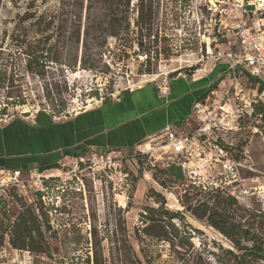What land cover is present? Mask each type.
Listing matches in <instances>:
<instances>
[{"label": "rangeland", "instance_id": "1", "mask_svg": "<svg viewBox=\"0 0 264 264\" xmlns=\"http://www.w3.org/2000/svg\"><path fill=\"white\" fill-rule=\"evenodd\" d=\"M26 1L3 0L0 10V116L9 114L11 119L47 112L65 118L145 83H154L158 90L163 81L168 84L172 79L215 75L211 81L216 83L213 93L209 92L203 101L210 109L219 104H226L228 110L242 109L240 127L225 131L219 140L231 147L229 155L239 158L242 164V190L229 209L264 210V116L246 112L247 101L258 105L264 95L260 97L258 83L248 75L241 74L237 88L228 75L229 54L239 52L230 27L238 14L239 0H153L156 15L150 31L157 33V40L144 30L142 47H138L136 34L132 33L124 49L123 41L109 38L108 46L95 56L99 59L95 67L77 65L69 70L51 63L38 66L41 74L24 68L25 57L14 52L11 40L16 12ZM29 24L24 22L21 27ZM29 35L31 39L34 34ZM220 77L224 83L217 85ZM215 112L220 118V109ZM198 124L192 113L181 131L191 132ZM153 141L158 146L149 164L163 166L170 162L174 155L166 152L162 140ZM134 149H116L120 152V168L127 173L128 186L124 189H113V182L106 183L98 175L92 177L90 170L81 171L73 158H67L50 168L61 170L52 193L59 196L56 209L48 211L31 196L23 199L13 190L0 195V264H92L94 251L105 264H237L230 253L234 251L230 241L181 205L187 200L194 206L205 199L204 193L194 199L183 197L184 190L194 191L184 182L168 180L162 169L149 172L147 165L141 168ZM192 160L195 163L197 157ZM217 171L214 165L212 173ZM154 191L164 195L168 209L182 212V218L172 222L181 232L190 231V241L179 233L173 246L142 235L139 230L136 234L145 221L143 212L157 206ZM22 212L37 216L42 235L29 240L19 230L12 232ZM46 223L51 227L49 231L44 229Z\"/></svg>", "mask_w": 264, "mask_h": 264}, {"label": "trees", "instance_id": "2", "mask_svg": "<svg viewBox=\"0 0 264 264\" xmlns=\"http://www.w3.org/2000/svg\"><path fill=\"white\" fill-rule=\"evenodd\" d=\"M132 1L27 0L25 5L16 12L17 23L11 33L14 52L24 55V68L28 72L41 74V68L39 69L38 66L43 68V65L48 66L51 63H59L69 70H74L77 65L87 68L95 67L99 61L95 56L100 55L102 49L108 46L109 38L123 41L121 46L124 49L128 47L132 33L136 34L135 40L138 47H142L144 30H148V37L152 35L153 40H157V33L153 34L150 31L156 15L153 0H136L135 3ZM2 5L3 0H0V10ZM24 22H30L29 26L22 28L21 25ZM146 24L148 27H144ZM29 33L34 34L31 39ZM248 77L258 83V91H264V82ZM215 84H211L197 97V100L204 99L213 90ZM252 114L264 116V101L258 105H252ZM240 122L241 120L239 126ZM220 145L231 153L229 145L224 143ZM137 160L141 168H144L142 167L144 158L138 157ZM146 165L149 172L162 169L168 180L184 182L187 187H190L194 192L188 193L184 190L185 198L188 196L194 199L204 193L205 199L194 206L188 204L187 200H183L181 205L185 204V210L192 217L206 222L230 241L234 249L230 253L235 263L264 264L263 209H229L236 203L234 196L219 188L204 189L193 184L176 161H170L163 166L150 165L147 161ZM56 166H42L39 169ZM153 194L157 206H149L143 212L145 221L139 229H136V234L139 235L140 232L142 235L163 240L173 246H176L174 239L179 233L190 241L189 239L192 238L190 231L183 229L181 232L172 222L174 218H182V212L168 209L162 193L154 191ZM15 220L12 232L19 230L29 240L42 235L37 216L32 213L22 212ZM50 228L48 223L44 225L45 230L49 231ZM12 244L16 247L14 241ZM92 264H105L102 256L96 251H94ZM137 264H141L140 261H137Z\"/></svg>", "mask_w": 264, "mask_h": 264}, {"label": "built area", "instance_id": "3", "mask_svg": "<svg viewBox=\"0 0 264 264\" xmlns=\"http://www.w3.org/2000/svg\"><path fill=\"white\" fill-rule=\"evenodd\" d=\"M237 7L238 14L236 19L230 22V27L234 33L233 44L239 52L229 54L228 66V75L234 88L240 85L241 74L264 82V0H239ZM158 91L161 95H166L168 84L163 81L158 86ZM263 95L264 91H261L260 97ZM203 100H195L192 105V113L196 115L200 124L191 132L176 131L168 125L160 134L139 142L135 146L134 154L137 158H144L142 167L147 161L151 163L152 159L149 157H153V152L158 146L153 140L158 138L162 140L166 152L174 155V158L169 157L170 160L181 165L189 181L204 189L219 188L238 200V193L242 190L239 187L243 180L239 174V167L242 164L229 155L220 145L219 140L220 135L225 131L237 130L240 127L239 117L242 109L237 107L235 110H228L225 108L226 104L214 105L210 109L207 102ZM247 106L249 111L246 110V112L251 114V101H247ZM216 109L221 111L220 118L216 117ZM9 119V114L0 116L1 123H6ZM206 146L207 151L204 150ZM119 156L120 152L116 149H91L73 159L75 167H80L81 171L90 170L92 177L98 175L106 183L113 182V189L116 186L124 189L128 186L127 173L120 168ZM195 157L197 160L193 163L192 159ZM214 165L218 167L215 174L212 173ZM27 172L28 174L25 175ZM59 172L61 173V170L40 171L39 168L23 172L0 167V195L13 190L16 196L23 199L31 196L44 209H56L59 196H53L52 193L60 176Z\"/></svg>", "mask_w": 264, "mask_h": 264}, {"label": "crops", "instance_id": "4", "mask_svg": "<svg viewBox=\"0 0 264 264\" xmlns=\"http://www.w3.org/2000/svg\"><path fill=\"white\" fill-rule=\"evenodd\" d=\"M214 78L169 80L166 95L154 83H145L65 118L47 112L14 116L0 123V167L26 172L91 149L130 151L168 125L180 131L192 116L194 101Z\"/></svg>", "mask_w": 264, "mask_h": 264}]
</instances>
